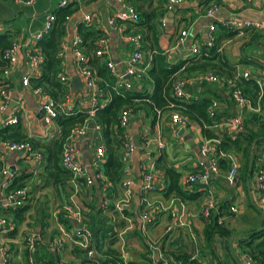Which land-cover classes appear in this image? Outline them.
Instances as JSON below:
<instances>
[{"label": "crops", "instance_id": "crops-1", "mask_svg": "<svg viewBox=\"0 0 264 264\" xmlns=\"http://www.w3.org/2000/svg\"><path fill=\"white\" fill-rule=\"evenodd\" d=\"M60 1L37 0L34 5L26 6L9 0H0V40L10 43L15 41L19 45L16 52L17 61L12 68L7 70V65L0 58V105L6 102L5 111L0 114V128L14 126H5L3 123L13 118L16 111L19 110L18 119L22 134L26 138L41 143L49 142L58 132L55 119L46 123L39 111L40 104L50 97L46 95L43 89L41 92L35 93L37 87L33 88L30 84L24 87L21 81L23 77L28 75L30 80L37 79L41 75L44 59L39 71H34L29 66L27 52L33 50L42 54L38 48V43L34 41V34L42 28L47 16L58 9ZM134 1L142 10L153 14L145 20L156 32L157 49L166 56L170 65H177L181 61L193 62L197 57L191 54V48L193 45L204 46L208 28L212 24L237 20L255 26L244 29L241 33L216 26L213 34L215 37L214 46L217 47V51L209 58L213 60L209 66L217 67L216 72L221 78V82H225L232 75L240 77L243 72H248L249 79L245 81L251 83L248 91L254 97L255 104L247 100L246 108L239 111L230 99V90L222 83L213 84L201 79L206 70L184 72L183 69L176 75L177 78L183 77L186 80V92L182 98L183 101L190 103L192 100H208L210 101L209 109L215 112L213 124L206 128L212 135L211 139L204 136L198 124L183 117L180 113L181 117L187 121L186 127L173 124L170 119V115L174 112L173 109L158 113L155 123H151L142 110L131 112L127 135L133 144L134 141H138L139 150H143L146 142H148L146 150L149 155L145 156L142 151L139 153V150L136 149L123 169V183H130L129 187H125L122 183V188L118 189V199L113 203L109 201L114 212L104 213L111 221L122 222L124 225L123 228L115 229L117 232L115 247L125 264H149L150 261L151 264H159L156 262L158 254L167 260L175 259L174 257L180 254H191L203 264H209V255L213 254L221 264H237L229 251L228 241L230 238L226 240L215 236L209 243V247L204 248L202 236L204 220L199 214L206 201L212 200L217 205L219 202L231 200L232 205L238 207V213L223 216V224L228 227V230L244 228L245 225L238 220L241 217L249 218L257 225L260 224V219L256 218L254 211L247 204L250 203L247 182L251 194H253L255 192L254 178L252 182L249 181L248 177H246L244 184L238 182V171L241 167L240 155L236 153L229 155L231 163H238L236 174L231 181L227 179L226 172L219 171L211 178L214 179L213 183H210V179L207 183L197 182L186 189L193 193L196 191L203 192V198L196 203H180L173 197L166 198L164 173L162 170H155L154 165L163 155L166 166L179 174V186L183 187L182 179L199 170L200 164L208 161L201 152V146L205 143L218 144L225 136L232 137V134L223 124V120L231 116L241 118L244 133H251L257 140H264V91H261L257 84L258 79L264 78V0H255L252 3L243 0H181L174 10L167 12L164 11V1L166 0L163 2L159 0ZM128 4L130 3L127 0H94L93 2L83 1L70 5L69 19L61 25L62 34L56 58L59 62V72L65 74L71 82V85H64L67 92L71 91L70 94L78 95L79 100L82 101L81 105L87 103V91L84 85L78 81L71 43L78 35L80 25L98 32L99 36H104V33L107 32V52L102 57L97 58L98 65L106 68V63L110 61L115 66L116 74L122 75L132 48L120 32L109 27L108 20L124 13L129 6ZM214 4H217L219 9L214 13L212 19L207 18L205 13ZM86 15H92L94 18L89 24L83 20ZM141 22L142 19L139 16L136 23L127 22L124 24L125 34L135 33V24ZM181 31H186L187 36L180 44H177ZM142 51L144 53L142 67L145 69V78L142 81L133 82L132 91L139 92L138 90L142 89L151 94L153 85L150 84L147 73L151 68L150 59L154 52L144 42ZM85 54L87 55L86 51ZM194 62L203 66L207 64L200 57ZM91 68L97 73V68L92 66ZM1 92H3L2 97L4 99L1 97ZM108 101L109 96L107 94L101 105L107 104ZM140 140L143 142L142 144ZM159 142L162 143V148L158 146ZM73 144L78 152V161L88 166L94 157L95 150L103 146L100 129H88L84 135L75 139ZM262 147L264 149V144ZM261 155V161H264V153ZM0 160L3 167L8 168L15 176L27 178L26 185L29 190V198L23 205L28 208L24 220L16 223L12 215L14 210H11L6 214L10 220V227L0 233V246H3L9 253L12 264H30L24 242V236L29 232H37L41 235V241L35 246V248L37 247L35 252L42 246L56 252L55 242L61 241L63 249L60 252V262L62 264H92L81 261L74 254L72 230L75 225L73 223L72 226L71 223L67 230L59 222L60 211L53 208V202L55 205L58 204L57 193L52 187L45 185V178L42 177V162L39 167L34 168L32 162L19 153H0ZM145 165L151 172L154 186V190L147 194V203L154 209L158 205L164 208L154 213L156 220L148 225H143L139 218L144 207L141 202V187ZM141 166L143 167L141 168ZM88 173L92 174L90 168H88ZM222 177H226V181L221 182ZM2 180L0 175V183ZM77 180L70 178L58 189V194L62 202H65L63 205L75 204V207L81 210L79 199L83 198L82 201L85 199L90 202L93 191L83 183H77ZM95 183L96 181L93 185ZM79 185H83V187ZM84 189H86L88 197L80 195V191ZM126 191L129 192L130 206L120 214L114 207L122 199V196L125 197ZM172 212L177 215L179 222L183 225L175 226L170 234L165 235L164 229ZM87 221L84 216L81 224H85ZM190 233L194 240L191 239ZM239 235L243 234L237 233L232 236L234 237L233 240ZM232 251L234 257L240 260V254L233 241ZM84 257L88 259L86 255ZM147 259L150 260L148 263L146 262Z\"/></svg>", "mask_w": 264, "mask_h": 264}, {"label": "trees", "instance_id": "trees-1", "mask_svg": "<svg viewBox=\"0 0 264 264\" xmlns=\"http://www.w3.org/2000/svg\"><path fill=\"white\" fill-rule=\"evenodd\" d=\"M84 2H93L94 0H83ZM133 7L135 13L138 14L142 19V22L135 24L134 34H140L142 41L149 47L153 54L150 59L151 68L147 73V78L150 84L153 85V91L151 94L139 89V92L128 91L122 94H117L107 84H111L113 78L110 76L108 69L100 67L98 65L97 57H95V51L97 49V39L99 36L98 32L91 31L88 27L80 25L78 28V36L82 39L83 48L88 54L87 64L91 67L97 68V75L102 80V89L105 96L108 94L109 101L107 104L98 108L92 119L87 121V114L80 107H76L74 112L68 115H59L55 119V123L58 128L57 135L46 143L34 141L33 139L26 138L20 129L19 123L14 126H7L0 128V140L9 141H28L33 149H37L42 153V177L46 186L52 187L57 195L58 189L70 180L71 175L61 165L60 153L61 147L64 140L68 137L70 131L76 126H82L86 122L87 124H95L100 127L101 141L103 143L104 150V161L102 162L103 175L106 178L108 185L105 188L102 184L96 183L91 186L93 195H91V201L88 202L85 199L82 201L79 199V206L83 217L87 218V223L84 225L90 229L93 236V248L97 253V260L100 264H125L121 259L119 252L116 249L117 243V232L115 229L123 228L122 222L111 221V219L104 213L113 211V207L109 206L107 210L101 208L103 201H111L113 203L118 199V189L122 188V182L124 178V165L119 158V151L122 148L123 139H121V130L117 127L119 114L122 110L128 109L131 112L137 110L144 111L147 118L150 119L151 123H155L158 118V113L161 111L178 112L183 117L192 120L198 124L202 133L206 138L211 139L212 135L206 129L208 126L213 124L214 118H209L208 109L210 107V101L208 100H192L190 103L184 102L182 98H175L172 94V85L176 76L181 70L184 72L188 71H200L206 70L203 74H212L221 78L217 75V67L209 66L212 59H209L216 51L217 47L213 46L207 49L202 46L200 53L196 55L197 58H203L206 61V66L193 62L181 61L177 65H170L166 59V56L160 53L157 49L156 32L153 27L146 23V18L151 17L150 14L142 10L136 5L134 0H127ZM163 2L164 0H159ZM165 3V1H164ZM70 6L65 9H57L53 12L56 18V22L52 30L44 36L38 42V48L40 49L43 57L44 64L41 67V75L37 79H29V84L33 88H40L50 97L53 101H60L65 93H67L66 87L56 78L60 71L59 62L56 58L58 52V46L60 43V37L62 34L61 25L66 21V17L69 16ZM145 20V22H144ZM126 24V23H125ZM216 26H219L216 24ZM238 33V31H236ZM2 38V37H1ZM88 44H85V43ZM215 43V40H214ZM85 44V45H84ZM10 42H2L0 40V58L7 65L6 61L2 58L3 52L10 47ZM190 64V65H188ZM188 65V67H186ZM183 79V77H180ZM241 76L232 75L231 78L225 80L226 82L231 81L233 86L239 88L246 100L251 101L255 104V99L249 94L248 87L251 86L250 81ZM224 86L231 91V84H224ZM184 98V97H183ZM103 101V100H102ZM172 107V108H171ZM140 143L143 142L140 140ZM264 140H257L251 133H238L232 137L225 136L216 146V152L219 154L218 169L222 173H227L230 167L229 155L236 153L240 155L241 167L238 171L239 180L238 182L243 183L246 181L248 173V162L250 156H252V166L249 172V181L252 182L254 173L258 168L264 169V161H261ZM252 149V150H251ZM143 150H139V153ZM223 155V156H221ZM2 161L0 160V171L2 169ZM143 166H141L142 168ZM155 170H162L164 173V194L166 198L173 197L180 203H196L198 200L203 198V192H189L185 188L179 186V174L172 168L166 166L164 156L156 161L154 165ZM226 177L221 178V182L226 181ZM12 184L9 186L8 191L17 190L26 185L27 178L24 176H16L13 178ZM214 182L211 179L210 183ZM77 183H83L81 180H77ZM97 185V186H96ZM83 187V185H79ZM86 188V187H85ZM206 192V190H205ZM80 195L88 197L86 189L80 191ZM253 201L258 205V199L255 192L251 194ZM123 197V196H122ZM205 198V197H204ZM232 201L229 200L217 203L215 209L211 212L209 217L204 220V228L202 231L204 248L209 247V243L213 237L218 236L228 240L232 236L238 234H245V236H236L233 242L240 255L248 256L254 264H264V230L257 231L263 227L264 220L260 213L254 208L251 203H247L248 206L254 211L256 218L260 219V224L257 225L249 218L241 217L239 222L245 225L241 230L235 229L233 231L228 230L226 225L218 224L219 218L227 215L229 216V208L232 206ZM27 207H21L12 212V215L17 222L24 220V216L27 213ZM114 212V211H113ZM125 212V211H124ZM264 213V212H263ZM117 215V214H116ZM232 215V214H230ZM67 230L70 228L71 223L64 220L60 215L59 221ZM227 247V243L225 244ZM37 247L35 248V250ZM74 254L77 258L81 259L85 263L91 262L90 259L84 257L85 253L74 247ZM35 262L39 264H62L60 262V254L52 251L47 247H41L35 252ZM202 253V251H200ZM209 264H221L213 254L209 255ZM175 259L188 262L189 264H203L198 259H193L191 254H180L174 257ZM216 261H215V259ZM150 260H146L148 263ZM130 264V263H129ZM151 264V261L149 262Z\"/></svg>", "mask_w": 264, "mask_h": 264}, {"label": "built area", "instance_id": "built-area-1", "mask_svg": "<svg viewBox=\"0 0 264 264\" xmlns=\"http://www.w3.org/2000/svg\"><path fill=\"white\" fill-rule=\"evenodd\" d=\"M16 4L32 6L36 3L37 0H9ZM247 3H252L255 0H243ZM83 0H61L58 9H65L72 4L81 3ZM181 0H166L164 4V11H172L175 9L177 5H179ZM219 9L217 4L212 5L205 13L207 18L212 19L214 13H216ZM69 19V16L66 17V21ZM92 15L84 16L83 20L86 24H89L93 21ZM139 20L138 14L135 13L133 7L128 6L124 13L118 14L113 18L108 20L109 27L117 32H120L121 35L125 38L128 42L130 47L132 48L131 55L128 57L125 63V71L122 75H118L115 72V66L112 62L108 61L106 63V68L108 69L110 76L113 78L111 84H107L111 87V89L116 92L117 94H122L123 92H128L133 89V82L142 81L145 78V69L142 67L144 61V53L143 49V41L142 36L140 34H125V27L124 24L127 22L136 23ZM56 22V18L53 13L49 14L42 26V28L34 34V41L39 42L44 36H46L53 28V25ZM221 27L228 28L232 31L242 32L244 29L253 28L255 26L251 25L250 23L244 21H237L234 22H221L219 24ZM216 24H212L208 28V35L205 41L204 46L207 49H210L214 46V30ZM187 36L186 31H181L180 37L177 39V44H180L184 38ZM108 46V33L105 32L104 36H101L97 41V49L95 51V57L100 58L107 52ZM19 48L17 42H11L10 47L3 52V59L7 63V70L12 68L17 61L16 52ZM201 46L200 45H193L191 48V54L196 56L200 53ZM71 50L74 55V60L76 64V70L78 78L80 79L81 83L84 85L87 91V103L81 105L82 102L80 97L75 93L67 92L63 95L60 101H53L51 98L42 102L39 106V111L43 115V120L46 123H49L56 119L59 115H68L74 112L76 107H80L84 110L87 114V121L92 119L96 110L101 108L104 105H101L102 100L106 97L105 93L102 89L101 84L103 83L102 80L98 77L97 73L87 64V55L85 54L83 48L82 39L77 35L71 43ZM27 56L29 59V66L34 71H39L40 66L43 62V55L39 54L37 51H28ZM42 67V66H41ZM241 77L248 80L249 74L248 72H243ZM56 78L63 84L71 85L69 78L59 72ZM29 79L30 76H25L22 78V85L24 87L29 86ZM201 79L209 82V83H222L223 85L231 84L232 86L230 91V99L233 105L236 107L237 110L242 111L247 106V100L244 97L242 91L233 86L231 81L228 82H221L220 79L212 74H203ZM258 87L261 91H264V78L257 80ZM41 92L40 88L35 89V93ZM186 92V80L182 78H176L172 85V94L175 98H183ZM3 96V92H1V97ZM3 98V97H2ZM4 99V98H3ZM6 102H3L0 105V114L5 111ZM19 110L16 111L13 118H11L8 122H4L5 126L7 125H17L19 123L18 119ZM209 118H214L215 112L212 109L208 110ZM171 122L175 125H180L182 127H186L187 121L181 117L178 112H173L170 115ZM131 121V111L128 109H124L119 114L118 118V125L117 127L121 130V139L122 148L119 151V158L124 165V167L128 164L129 159L136 151L135 145L129 139L127 135V129ZM223 124L225 128L233 135L238 133H242L244 130L243 122L239 116H231L223 120ZM87 122L82 126L74 127L68 137L64 140L61 147L60 159L62 167L70 173L73 179H78L83 182L86 187H91L94 181H98V183L102 184L105 188L108 185L106 178L103 175L102 171V162L104 159V150L101 147H98L95 150L94 157L90 161L88 166L83 165L78 161V152L75 150V146L73 144L74 140L78 137L84 135L88 131ZM94 128L99 130L100 127L94 124ZM146 145L143 147V154L148 156L149 153L146 150ZM217 144H209L205 143L201 146V152L208 159L207 163L200 164L199 170L194 173H191L184 177L181 181L182 186L187 189L197 182L207 183L214 175L219 172L218 169V159L220 158L219 154L216 152L215 146ZM158 146L160 148L163 147L162 143L159 142ZM0 153H19L24 155L26 159H28L34 165V168L40 166L42 162L43 155L40 151L34 150L33 146L28 141H9V140H0ZM238 163H231L229 170L227 171V179L231 181L237 171ZM88 168L91 169L92 174L88 173ZM0 175L2 176L3 180L0 183V233L3 230L10 227V220L7 218L6 214L11 210H16L18 208L23 207L27 199L29 198V190L28 186L24 185L22 188L17 190L8 191L9 186L13 182V178L16 177L8 168L3 167L0 171ZM254 188L255 194L258 199V207L264 212V169L258 168L254 173ZM130 183H123L125 187H129ZM154 190V186L152 183V175L151 172L147 169L146 165L144 166L143 173H142V187H141V202L144 204L142 212L139 216L140 221L143 225L152 224L155 222L156 217L154 213H157L158 210H163V206L158 205L157 208H152L149 203H147V194ZM75 204H66L59 209L60 215L64 220H67L69 223H73L72 230V241L74 247L83 251L90 259L92 264H100L99 260H97V253L93 248V236L92 232L88 227L84 224H81L83 221V215L79 208L75 207ZM110 206L109 201H103L101 208L103 210H107ZM130 206V198L129 192H125V197L115 205L114 209L122 214L125 209ZM216 204L212 202V200L206 201L200 211V216L202 219H207L211 212L215 209ZM238 207L236 205H232L229 208V214H237ZM224 220L223 217L219 218L218 224L223 225ZM79 224L82 225L79 227ZM183 225L179 222V218L177 215L172 212L169 215V221L166 224L164 229V234H170L174 229L175 226ZM225 225V224H224ZM191 239L194 240L193 235L189 234ZM41 241V235L37 232H29L24 236V242L26 245V249L28 252V261L30 264H36L34 259V250L35 246L38 242ZM63 246L61 241L55 242V251L60 254L62 251ZM150 249H152L150 247ZM152 252V251H151ZM9 253L3 246H0V264H12V261L8 255ZM193 259H195L193 257ZM237 259V258H236ZM156 262L159 264H189L188 262L178 260V259H163L160 254L156 256ZM240 264H254L248 256L240 255V260L237 259Z\"/></svg>", "mask_w": 264, "mask_h": 264}, {"label": "water", "instance_id": "water-1", "mask_svg": "<svg viewBox=\"0 0 264 264\" xmlns=\"http://www.w3.org/2000/svg\"><path fill=\"white\" fill-rule=\"evenodd\" d=\"M78 81L81 82L80 79H78ZM93 127H94V125H93V124H90V125L88 126V129H93ZM134 145H135V148H136L137 150L140 149V144L138 143L137 140L134 141ZM251 150H252V149H251ZM251 166H252V156H250V158H249V162H248V173H247V177H248V178H249V172H250ZM247 187H248V195H249V200H250L251 205H252L254 208H256V210L261 214V216H262V218H263V220H264V213H263V211H262V210H261V209H260L255 203H254V201H253V199H252L251 191H250V189H249V184H248V182H247ZM81 226H82V225H79V227H81ZM261 230H264V225H263V227L259 228L257 231L259 232V231H261ZM243 235L245 236V234H243ZM243 235H239V236H243ZM233 238H234V237H231V238L229 239V241H228V243H229V251H230L232 257L235 259L236 263H237V264H240V263L237 261V259L234 257V254H233V251H232V241H233Z\"/></svg>", "mask_w": 264, "mask_h": 264}, {"label": "rangeland", "instance_id": "rangeland-1", "mask_svg": "<svg viewBox=\"0 0 264 264\" xmlns=\"http://www.w3.org/2000/svg\"><path fill=\"white\" fill-rule=\"evenodd\" d=\"M238 33H241V32H238ZM64 195H65V194H64ZM62 197H63V196H62ZM49 198H50V197H49ZM65 200H67V199H65ZM57 202H58L57 205H55L54 202H53V208H54V209H57V210H58V209H61L62 205L65 204L64 201L62 202V199H61V197L59 196V194L57 195Z\"/></svg>", "mask_w": 264, "mask_h": 264}, {"label": "clouds", "instance_id": "clouds-1", "mask_svg": "<svg viewBox=\"0 0 264 264\" xmlns=\"http://www.w3.org/2000/svg\"><path fill=\"white\" fill-rule=\"evenodd\" d=\"M219 25V24H218ZM220 26V25H219ZM90 125V124H89ZM94 125V124H93ZM94 128V127H93ZM105 157V156H104ZM123 183V182H122ZM91 188V187H90Z\"/></svg>", "mask_w": 264, "mask_h": 264}]
</instances>
